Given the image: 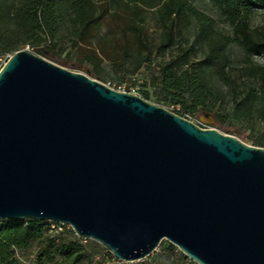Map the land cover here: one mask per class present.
Listing matches in <instances>:
<instances>
[{
    "label": "water",
    "instance_id": "water-1",
    "mask_svg": "<svg viewBox=\"0 0 264 264\" xmlns=\"http://www.w3.org/2000/svg\"><path fill=\"white\" fill-rule=\"evenodd\" d=\"M54 222L135 263L264 264V149L28 51L0 71V223Z\"/></svg>",
    "mask_w": 264,
    "mask_h": 264
},
{
    "label": "trees",
    "instance_id": "trees-1",
    "mask_svg": "<svg viewBox=\"0 0 264 264\" xmlns=\"http://www.w3.org/2000/svg\"><path fill=\"white\" fill-rule=\"evenodd\" d=\"M205 1L216 10L229 33L218 29L216 20L190 0H0V58L19 52L15 40L20 38L46 42L50 52L58 53L66 37H70L74 48L84 52L82 59L95 66L94 76L101 79L102 63L118 65L114 54L106 49L110 37L103 36L106 22L111 21L119 26L123 38L131 37L140 57L146 55L136 66L132 64L133 69H127L128 62H124V79L142 67H153L146 16L157 9L163 37L155 49L163 59L155 65L157 73L152 81L161 100L184 108L186 115H196L201 110L224 126L227 116L216 112L222 96L211 84L215 77L233 91L240 89L235 84L238 77L231 70L232 47L245 53V74L241 76L256 83L255 89L246 91L242 107L264 98V65L254 62L255 57L264 58V27L252 28L255 14L264 13V0ZM191 30L195 44L204 51L202 58L193 53L196 45L188 46ZM94 42H98L96 47ZM175 49H179V57L165 59ZM124 56L130 59L128 53ZM261 115L264 118V109ZM260 144L264 146V137ZM1 225L0 264H103L106 248L78 238L66 225L52 229L49 222L32 220L5 221ZM171 247L174 254L183 256L176 259V264H194L172 244Z\"/></svg>",
    "mask_w": 264,
    "mask_h": 264
},
{
    "label": "rangeland",
    "instance_id": "rangeland-1",
    "mask_svg": "<svg viewBox=\"0 0 264 264\" xmlns=\"http://www.w3.org/2000/svg\"><path fill=\"white\" fill-rule=\"evenodd\" d=\"M194 6L202 13L214 18L217 23V28L229 33V28L221 21L216 10L205 0H190ZM147 21V35L148 40L152 48V55L150 57L153 62V67H142L135 75H128L123 79L124 62H128L127 69H133L132 64L137 65V62L144 60L146 55L140 57L137 53V48L133 44L131 37L123 38L121 29L118 25L113 24L111 21L106 22L103 36H109L110 40L106 44L110 54H114L117 66H113L109 62L102 63V77L97 79L94 74L96 68L90 65L82 59L83 51H78L74 48L72 39L66 37L62 44L61 50L58 53L50 52L48 43L40 42L38 39L32 41H24L22 38L15 40V45L18 46L20 51H28L36 56H39L48 62L61 67L69 72L84 75L94 81H97L111 90L119 93L130 94L137 96L148 103L163 108L171 113L184 118L203 130H217L223 135L232 136L243 142L249 147L264 149V146L260 144V141L264 137V118H262L261 112L264 109V98H260L254 103H247L242 107V99L246 96V91L255 89L256 83L247 77H242V68L245 60V53L237 47L230 49V55L232 60L231 70L236 74L238 79H235V84L240 89L227 88L220 84L214 77L213 87L216 91H219L222 96V102L217 107L216 112L222 116H227L224 126L220 125L218 121L210 114H206L199 110L196 115H186L184 108L175 107L171 104L162 101V95L159 93L158 87L153 85V75L157 73V63L162 61V57L156 54V47L160 44L163 37V28L157 15V9L149 11L146 16ZM264 27V13L257 12L252 19V28L258 29ZM65 34V33H64ZM189 38L191 39L188 46L196 45L194 42V31H189ZM98 42H94V46H97ZM197 52L198 58H202L203 50L197 45L194 47ZM107 51V52H108ZM125 53L129 54V60L124 56ZM179 49H175L169 53L165 58L168 59L171 56L179 57ZM11 53L4 54L0 58V66H2L12 57ZM194 62V61H192ZM254 62L260 65H264V58L255 57ZM210 75H208L209 77ZM210 79V77H209ZM145 94L149 95L146 98ZM238 98V99H235ZM241 102V103H240ZM0 223V228H1ZM171 244L164 241L161 247L147 259L127 264H176L177 258H182L178 254H174ZM172 256V257H171ZM189 260V259H188ZM190 261V260H189ZM185 264L190 262L185 261Z\"/></svg>",
    "mask_w": 264,
    "mask_h": 264
},
{
    "label": "built area",
    "instance_id": "built-area-1",
    "mask_svg": "<svg viewBox=\"0 0 264 264\" xmlns=\"http://www.w3.org/2000/svg\"><path fill=\"white\" fill-rule=\"evenodd\" d=\"M5 63L0 66V71L1 69L4 67ZM188 116V115H187ZM50 223V226L52 229H56L58 226H60L61 224H57V223H54V222H49ZM67 226V225H66ZM69 228H71L70 226H68ZM72 229V228H71ZM106 253L104 254L103 256V264H127L126 262H122L118 259H116L114 257V255L108 250L106 249ZM178 250V249H177ZM179 251V250H178ZM180 252V251H179Z\"/></svg>",
    "mask_w": 264,
    "mask_h": 264
}]
</instances>
